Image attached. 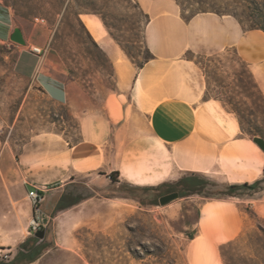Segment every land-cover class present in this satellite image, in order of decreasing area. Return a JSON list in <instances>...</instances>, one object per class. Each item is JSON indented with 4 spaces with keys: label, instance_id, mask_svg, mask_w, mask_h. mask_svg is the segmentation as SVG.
I'll return each instance as SVG.
<instances>
[{
    "label": "crops",
    "instance_id": "0c3cea01",
    "mask_svg": "<svg viewBox=\"0 0 264 264\" xmlns=\"http://www.w3.org/2000/svg\"><path fill=\"white\" fill-rule=\"evenodd\" d=\"M136 1L149 16L144 39L154 55L141 69L133 67L96 15L79 16L111 70L113 89L102 86L98 72H79L52 48L51 29L36 23L27 29L17 27L8 8L0 4V43L16 50L15 73L40 88L53 104L78 114L80 139L71 153L86 168L77 173L97 171L107 176L117 171L120 179L139 187L177 182L194 174L219 178L229 185L263 181L264 152L241 134L236 118L217 100L203 98L202 71L183 55L211 56L232 49L264 96V32L242 29L230 15L201 13L184 22L174 0ZM16 28L23 45L10 40ZM33 47L40 48L41 54L33 53ZM11 160L8 151H0V250L9 255L0 262L88 264L74 250L57 243L28 258L30 250L20 245L34 237L28 230L31 207L26 194L35 185L24 180L12 183L13 174L6 172L12 168L6 167ZM68 185L54 188L60 191L50 198L43 194L44 201L53 200L51 208L55 209ZM252 202L264 203V199ZM198 212L197 236L188 250L192 262L221 264L217 247L243 231V218L234 202L221 199L202 203ZM41 240L29 242L28 247ZM195 243L198 249L194 250Z\"/></svg>",
    "mask_w": 264,
    "mask_h": 264
},
{
    "label": "rangeland",
    "instance_id": "374dc122",
    "mask_svg": "<svg viewBox=\"0 0 264 264\" xmlns=\"http://www.w3.org/2000/svg\"><path fill=\"white\" fill-rule=\"evenodd\" d=\"M60 2L0 0V4L7 5L17 27L27 29L34 23L41 24L51 29L53 35L68 0H63L62 10L58 7ZM215 6L226 15L239 18L245 28L254 24L264 26V0H220ZM109 9L123 17L130 14L124 6L110 5ZM67 19L70 20V16ZM66 22L59 27L55 40L56 45L61 46L63 56L81 73L98 72L97 80L102 86L113 89L114 81L105 58L89 43H80ZM128 22L127 18V32L116 33L131 51L134 47L143 51V24L138 34L129 30ZM74 28L83 36L77 25ZM135 34L138 38L133 45ZM86 49L94 61L84 55ZM16 56L15 49L0 43V151H8L12 157V164L6 163L7 168H12L6 172L13 174L12 183L24 180L41 187L49 198L51 193L60 191L54 188L65 183H69L65 193L81 197L78 206L63 212L51 208L53 200L43 201L39 231H44V238L39 244L47 248L57 243L74 250L88 264H193L188 250L191 239L197 236L199 207L215 199L205 196L217 194L227 183L198 174L200 179L208 182L203 188L161 206L150 203L176 181H166L157 189L132 188L119 175L116 182H111L107 178L110 173L107 176L97 171L77 173L78 169L86 168L71 153V148L80 139L78 114L65 106L53 104L40 88L18 76L14 71ZM202 62L206 63L205 59ZM208 65L209 78L201 70L206 98L230 97L232 105L244 118V127L253 133L259 128L264 134V107L258 105L255 93L251 99L242 95L240 79L248 82L251 92L255 90L233 50L223 52L217 62ZM100 97L103 96H96L97 99ZM252 106L262 107V111L251 115L245 109ZM228 113L236 118L235 114ZM241 134L252 138L246 133ZM14 169L17 172H13ZM7 177L11 179L9 175ZM261 182L254 188L238 190L234 197L221 199L234 202L244 222L243 231L236 238L217 247L221 264H264V203L252 202L264 199V184ZM46 189L52 190L46 192ZM28 203L31 207L29 223L33 208ZM196 248L198 244L195 243L193 249Z\"/></svg>",
    "mask_w": 264,
    "mask_h": 264
},
{
    "label": "trees",
    "instance_id": "16d2710c",
    "mask_svg": "<svg viewBox=\"0 0 264 264\" xmlns=\"http://www.w3.org/2000/svg\"><path fill=\"white\" fill-rule=\"evenodd\" d=\"M176 5L178 6L180 10V17L184 22H189L195 15L201 14V13H213L218 16L221 15H226L223 13L219 8H217L216 2L220 0H174ZM64 5L63 0H61L60 4L58 5L59 10H62ZM110 5L111 6H120L126 8L130 14L126 15V17H123L118 14H114L113 12H110ZM7 7V5H3ZM81 14H93L96 15L107 35L114 41L115 44L118 45V47L121 49V51L124 53V55L128 58V60L131 62L133 67L135 69H141L145 63L149 62L150 60L154 59V55L149 51V49L145 45V39H144V32H145V27L147 23L149 22V16L147 13L143 11V9L140 7L139 3L136 0H68L67 4L64 6V11L62 14V18L59 22L58 27L56 28L54 35L52 37V41L50 43V46L54 48L55 50L59 51L61 54H63L61 46L56 45V37L58 34V29L61 26V24L64 23V21H67L66 24L70 28L72 34H74V37H76L80 43H89L92 45L98 54L104 57L102 51L99 49L98 45L95 43L93 38L91 37L90 33L80 20V15ZM24 16H26L24 14ZM70 16V20L67 18ZM238 23L240 24L242 29H258L264 32V26L261 25H250L248 28H245L243 26L242 21L237 18L236 16H233ZM128 18V25H129V30L131 32H137L138 34L142 31L140 30V25L143 24V51H141V48H136L133 51H131L126 45L125 41L122 39V37L117 34L116 32H127L128 30L125 29L126 20ZM75 25H77L83 36H80L79 33L75 32ZM137 36L135 34V39L133 40V45L137 43ZM84 40V42L82 41ZM82 41V42H81ZM129 43L131 41H128ZM126 42V43H128ZM226 50L225 52H227ZM222 54V53H221ZM221 54H214L211 56H205V55H200V54H193L191 52L186 53L185 59L187 60H192L194 61L199 68L204 72V75L206 78H209V75H211V72H209L207 69L209 68L208 64L214 63L218 61V58L221 56ZM84 55L87 57L91 58V61H94L92 58V54L86 49L84 52ZM237 57V56H236ZM202 59H205L206 63L202 62ZM237 59L244 65L245 68V75L246 78L251 82L252 87L254 88L255 92H251L246 84V82L243 79H240V88L242 90V95L248 99H251L253 97V93L256 94V100L259 102L258 105H262L264 107V96L261 93L257 83L254 81V78L252 76V73L250 72L249 68L247 65L242 62L238 57ZM247 80V81H248ZM207 90H205L203 98H206ZM215 100L219 101L222 108L226 110L227 112H231L235 114L239 128L241 132L246 133L249 136H252L253 142L264 152V134L262 133L261 129L256 128L255 131L256 133H253L250 129H246L243 125L244 118L240 112V110L232 105V99L226 98V99H221V98H215ZM256 103V102H255ZM227 105L230 106V108H227ZM258 106H252V108L245 109L247 112H249L251 115H254L255 112L262 111L259 108H256ZM118 176L117 171L111 172L107 178L111 182H116V177ZM198 174L190 175L188 177H183L180 180H178L170 189L163 191L162 193H159L156 198L152 200L150 205H159L158 204V198L161 196V194H168L171 192L178 191L179 197L182 196H187L189 194H194L197 193L201 188H203L208 182L206 180L200 179L198 177ZM127 185H129L132 188H138L139 186H134L130 183L125 182ZM259 184V181H255L252 184H242V185H229L225 184L223 185V190L218 192L217 194H213L212 196H205V197H211L215 199H225L234 197L236 196V192L240 189L244 188H254ZM163 185V184H160ZM158 186H150L151 189L153 188H158ZM178 187L179 189H175ZM144 188V187H142ZM81 197L79 195H73V194H63L60 196L58 199L56 205H55V211H61L65 209H69L73 207L74 205H77L80 203ZM44 238V237H43ZM42 238V239H43ZM39 239L36 238L35 236L33 238H28L26 239L20 247L23 249H29L30 252L28 254L29 259H33L35 256H37L43 249L44 246L38 244L37 246H31L28 247L29 242L36 243ZM22 254H18V257H21ZM0 264H14L12 261L10 262H0ZM227 264V262H225Z\"/></svg>",
    "mask_w": 264,
    "mask_h": 264
},
{
    "label": "built area",
    "instance_id": "2783aa9c",
    "mask_svg": "<svg viewBox=\"0 0 264 264\" xmlns=\"http://www.w3.org/2000/svg\"><path fill=\"white\" fill-rule=\"evenodd\" d=\"M31 51L37 55L41 54V49L37 47L31 48ZM27 199L30 202V205L33 208V215L28 223V230L31 235H35L36 232L40 229V220H41V211L40 206L44 201L43 191L36 186H33L30 190L27 191ZM9 255L3 253L0 250V261H7Z\"/></svg>",
    "mask_w": 264,
    "mask_h": 264
},
{
    "label": "water",
    "instance_id": "95a60500",
    "mask_svg": "<svg viewBox=\"0 0 264 264\" xmlns=\"http://www.w3.org/2000/svg\"><path fill=\"white\" fill-rule=\"evenodd\" d=\"M10 40L14 43L17 44H24V40L22 38L21 32L18 28H16L13 33L11 34ZM179 198V194L178 192H171L165 195H162L161 197L158 198V204L163 206L168 204L169 202L178 199ZM36 238L38 239H42L44 237V231H38L35 233L34 235Z\"/></svg>",
    "mask_w": 264,
    "mask_h": 264
}]
</instances>
